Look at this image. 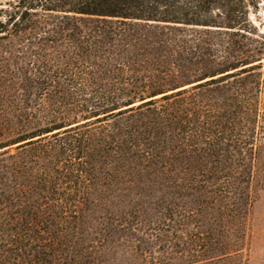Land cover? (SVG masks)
<instances>
[{
	"label": "trees",
	"instance_id": "obj_1",
	"mask_svg": "<svg viewBox=\"0 0 264 264\" xmlns=\"http://www.w3.org/2000/svg\"><path fill=\"white\" fill-rule=\"evenodd\" d=\"M263 6L1 7L0 264H241Z\"/></svg>",
	"mask_w": 264,
	"mask_h": 264
},
{
	"label": "rangeland",
	"instance_id": "obj_2",
	"mask_svg": "<svg viewBox=\"0 0 264 264\" xmlns=\"http://www.w3.org/2000/svg\"><path fill=\"white\" fill-rule=\"evenodd\" d=\"M12 0H0V8ZM251 20L257 29L264 34V6L257 14H251ZM262 112L264 109V78L261 95ZM261 165L254 175L255 199L247 222L245 246L240 255L241 264H264V135L258 142Z\"/></svg>",
	"mask_w": 264,
	"mask_h": 264
}]
</instances>
